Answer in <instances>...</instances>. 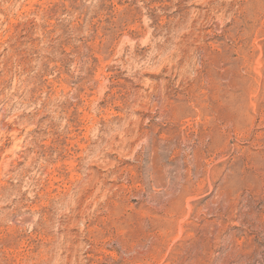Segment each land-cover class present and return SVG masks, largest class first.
Masks as SVG:
<instances>
[{"label":"rangeland","instance_id":"rangeland-1","mask_svg":"<svg viewBox=\"0 0 264 264\" xmlns=\"http://www.w3.org/2000/svg\"><path fill=\"white\" fill-rule=\"evenodd\" d=\"M0 264H264V0H0Z\"/></svg>","mask_w":264,"mask_h":264}]
</instances>
